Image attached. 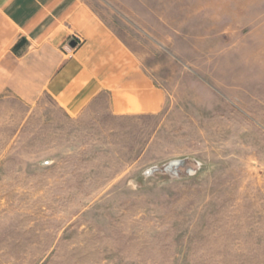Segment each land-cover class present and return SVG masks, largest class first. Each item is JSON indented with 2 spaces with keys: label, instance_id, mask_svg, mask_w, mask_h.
Masks as SVG:
<instances>
[{
  "label": "rangeland",
  "instance_id": "1",
  "mask_svg": "<svg viewBox=\"0 0 264 264\" xmlns=\"http://www.w3.org/2000/svg\"><path fill=\"white\" fill-rule=\"evenodd\" d=\"M82 1L166 106L2 102L0 264H264V0Z\"/></svg>",
  "mask_w": 264,
  "mask_h": 264
},
{
  "label": "crops",
  "instance_id": "2",
  "mask_svg": "<svg viewBox=\"0 0 264 264\" xmlns=\"http://www.w3.org/2000/svg\"><path fill=\"white\" fill-rule=\"evenodd\" d=\"M43 97L70 118L164 111L138 54L82 0H0V104Z\"/></svg>",
  "mask_w": 264,
  "mask_h": 264
},
{
  "label": "water",
  "instance_id": "3",
  "mask_svg": "<svg viewBox=\"0 0 264 264\" xmlns=\"http://www.w3.org/2000/svg\"><path fill=\"white\" fill-rule=\"evenodd\" d=\"M180 164V162H178V163H175V164H173V165H176V166H178Z\"/></svg>",
  "mask_w": 264,
  "mask_h": 264
}]
</instances>
